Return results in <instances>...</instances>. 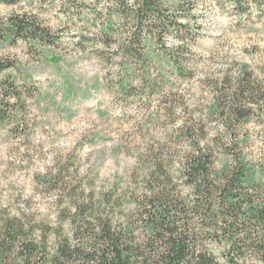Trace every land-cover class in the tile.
I'll use <instances>...</instances> for the list:
<instances>
[{
	"label": "trees",
	"instance_id": "obj_1",
	"mask_svg": "<svg viewBox=\"0 0 264 264\" xmlns=\"http://www.w3.org/2000/svg\"><path fill=\"white\" fill-rule=\"evenodd\" d=\"M31 1L67 22L84 23L87 15L100 21L94 39L127 76L130 64L149 79L146 67L155 59L184 79L196 76L193 47L203 25L191 0ZM210 1L242 18L264 13V0ZM60 38L36 14L0 22V49L21 39L47 58ZM0 73V123L17 125L35 80L1 54ZM211 88V115L222 127L211 134L203 115L190 113L164 141L135 147L122 185L83 173L75 152L36 173L24 206L16 213L0 207V264H264V140L249 157L246 127L259 120L255 133L264 137V79L243 66ZM178 106L172 101L166 110L174 115Z\"/></svg>",
	"mask_w": 264,
	"mask_h": 264
},
{
	"label": "rangeland",
	"instance_id": "obj_2",
	"mask_svg": "<svg viewBox=\"0 0 264 264\" xmlns=\"http://www.w3.org/2000/svg\"><path fill=\"white\" fill-rule=\"evenodd\" d=\"M189 7L203 25L193 47L196 76L184 79L153 59L146 80L140 66L129 64L134 74L127 76L119 60H107L101 42L94 39L101 35V23L91 15L84 23H72L55 12L40 13L31 0L0 1V22L11 15L36 14L61 37L47 58L38 46L21 39L0 49L30 72L36 86L19 126L0 123V207L16 213L24 206L35 192L36 173H46L59 155L75 152L83 173L95 171L99 181L122 185L136 163L135 147L164 141L190 113L203 115L211 134L222 127L218 116L211 115V87L243 66L264 79V13L242 18L210 0H191ZM122 84L129 88L121 90ZM172 101L179 104L174 115L166 110ZM246 127L249 157L254 158L264 140L255 133L262 124L253 119Z\"/></svg>",
	"mask_w": 264,
	"mask_h": 264
}]
</instances>
